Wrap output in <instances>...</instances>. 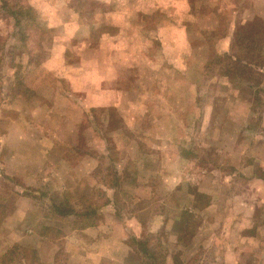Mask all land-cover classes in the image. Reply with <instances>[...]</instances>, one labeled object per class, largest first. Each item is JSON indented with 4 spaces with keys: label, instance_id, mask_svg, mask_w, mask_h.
Listing matches in <instances>:
<instances>
[{
    "label": "rangeland",
    "instance_id": "rangeland-1",
    "mask_svg": "<svg viewBox=\"0 0 264 264\" xmlns=\"http://www.w3.org/2000/svg\"><path fill=\"white\" fill-rule=\"evenodd\" d=\"M235 34L264 57L252 0H0V264H264V74L224 75Z\"/></svg>",
    "mask_w": 264,
    "mask_h": 264
},
{
    "label": "trees",
    "instance_id": "trees-1",
    "mask_svg": "<svg viewBox=\"0 0 264 264\" xmlns=\"http://www.w3.org/2000/svg\"><path fill=\"white\" fill-rule=\"evenodd\" d=\"M26 10H28L27 13L32 12V8H27ZM22 12H23L22 8H19L16 11L12 10L11 14L14 18V21H16V23L19 22ZM236 36L237 35L235 34V37ZM241 38L244 41L240 42ZM235 43H236V48L238 46H243V45L246 48L238 47L241 49V53L234 51L231 54H229V56H227L226 54V57H228V62H227L228 66L224 67L225 69L221 67V69L224 72V75H229L231 76V78L238 72V74L242 78L252 82L253 80H255L257 75L264 74V57L261 56V53H259L258 50L259 48H261L260 45L261 43H263V40H259V42H256V40L254 39L252 40V38L247 34L243 37L237 36L235 38ZM98 209L99 207L96 209L88 208L87 210L84 209V211L81 212V211H76L71 207H67V209L64 210L58 207L56 211L61 217L72 216V215L76 217H82L81 222L79 221L75 229H85L87 227H91L96 224L97 222L96 216L98 214ZM132 247L135 250H137V252H139L140 254L146 256V258L148 257V259L149 258L155 259V253L151 251L149 247V241L146 242L143 241V239L138 240V243H135L134 245H132Z\"/></svg>",
    "mask_w": 264,
    "mask_h": 264
},
{
    "label": "crops",
    "instance_id": "crops-1",
    "mask_svg": "<svg viewBox=\"0 0 264 264\" xmlns=\"http://www.w3.org/2000/svg\"><path fill=\"white\" fill-rule=\"evenodd\" d=\"M252 5L254 6V9H255V11L257 12V14L264 20V0H252ZM213 80H215V79H213ZM212 82V81H211ZM215 82V81H214ZM213 82V83H214ZM207 83V82H206ZM19 211H21V209L19 210ZM105 225H103V224H100L98 227H96V228H90V229H86V230H82V231H74V232H72V233H70L69 235H68V237H67V240H68V242L70 243V245H77L78 247H80V242L78 241L80 238H86V239H89L88 237L89 236H92V235H94L95 233H97V232H99V230L101 231L102 229H105V227H104ZM243 226V225H242ZM238 230H241L240 231V233L241 232H243V228H239ZM245 234H246V231H245ZM246 236H248L247 234H246ZM106 236H104V238H105ZM91 240V239H90ZM86 243H88V242H85V243H83V244H86ZM90 243H92V242H90ZM111 243H113V241L111 242ZM114 244L116 245V246H114ZM86 245H88V244H86ZM85 245V247H87ZM113 246L115 247L114 248V251H113V253L115 252L116 253V250L118 249V252H119V250H120V252L121 253H124L125 252V249L127 248L125 245H124V243L123 242H120V246H121V248L119 249V242H117V243H113L112 244V247H108L109 249H106V251H101L100 253H99V255H104V256H106V255H109L110 254V252L113 250ZM81 248V247H80ZM81 249H83V248H81ZM244 250H246L245 252H246V254H248V255H246V256H248L249 258L251 257V259H250V261L249 262H252V264H259V262H261V259H262V256H263V254H262V252H261V249H260V253H258V255L257 256H259V258L258 259H256L255 258V255L257 254V250H256V248H253V247H250V248H243ZM263 250V249H262ZM128 251H129V249H128ZM126 252H127V249H126ZM89 255H93L91 252H87ZM117 254V253H116ZM236 254V253H235ZM255 254V255H254ZM261 256V257H260ZM234 257H235V255H234ZM89 258V257H88ZM87 257L86 258H84V262L88 259ZM234 259L235 258H233L232 259V261H234ZM78 262V261H77ZM82 264H85V263H82Z\"/></svg>",
    "mask_w": 264,
    "mask_h": 264
}]
</instances>
